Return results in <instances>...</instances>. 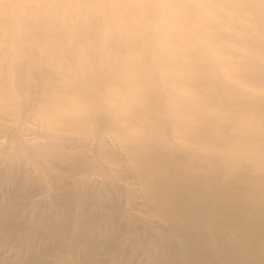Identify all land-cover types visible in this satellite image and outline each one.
I'll list each match as a JSON object with an SVG mask.
<instances>
[{
  "label": "rangeland",
  "instance_id": "obj_1",
  "mask_svg": "<svg viewBox=\"0 0 264 264\" xmlns=\"http://www.w3.org/2000/svg\"><path fill=\"white\" fill-rule=\"evenodd\" d=\"M2 1L11 8L22 0H0V4ZM125 1L126 7L137 0ZM147 1L157 4L156 8L168 4L167 0ZM186 1L189 5L195 3L194 9L185 13L189 22L200 17L214 20L209 14L215 8L224 12L210 0ZM232 1L218 2L226 12ZM115 6L106 0L100 12L114 11ZM35 9L32 4L18 6L20 16L26 19ZM71 9L74 12L76 6ZM64 10L62 18L72 21ZM238 17L242 27L235 29L249 31L251 41L256 43L252 53L238 43L236 30L225 27L224 17H217L222 33L211 32L210 36L202 31L189 37L184 30L174 31L165 25L153 47L167 45L172 54H185L187 59L182 65L172 64L183 75L197 66L205 83L214 77L242 92L243 100L229 103L231 115L243 117L239 110L248 104L251 111L247 116L253 120L254 115L264 117V27L253 25L258 24L257 19L252 25L246 24L253 17L244 11ZM67 40L69 34L65 31L53 43L58 47L59 61L25 57L18 85L8 88L13 69L0 71V76H8L2 78L8 90L0 100V264H264V171L256 165L248 169L233 161L234 153H229L235 143L247 140L244 123L222 115L196 122L185 114L183 123L192 129L188 143L198 141L199 146L187 156L164 155L166 150L185 145L172 135L168 112L173 109L177 88L167 82L169 75L156 80L151 77L154 89L138 83L151 93L152 109L145 120L131 113L124 95L123 104L112 99L110 83L97 87L96 80L105 79L103 70L89 72L95 88L87 89L84 82L88 75L80 71L70 77V63L66 67L69 83L65 86L72 96L70 112L62 115V110L51 116L43 111L37 116L39 93L25 106L19 92L23 94L25 89L21 88L32 82L36 90L50 91L48 74L51 77L55 63L63 67L68 55L79 60L83 45L77 44L76 52L71 53L64 47ZM244 41L248 47L252 45L247 35ZM93 54L89 64L99 56L112 58L100 45L95 46ZM229 55L247 66L240 71L239 79L249 75L252 64L262 70V86L255 90L246 81L233 80L229 69L222 66ZM32 64L38 71L35 75ZM212 90L204 84L195 88L193 98L196 93ZM257 91L261 93L255 99L253 93ZM181 101L188 102L200 116L207 112V105H198L188 95ZM252 122L264 129V121ZM216 133L219 136L215 143ZM198 148L213 149L214 153L208 156ZM150 158L157 159L153 180ZM249 174L252 181L244 185L239 178ZM210 181H220L223 192L208 209L210 196L202 197L197 191L211 188ZM204 199L202 206L200 200Z\"/></svg>",
  "mask_w": 264,
  "mask_h": 264
},
{
  "label": "bare ground",
  "instance_id": "obj_2",
  "mask_svg": "<svg viewBox=\"0 0 264 264\" xmlns=\"http://www.w3.org/2000/svg\"><path fill=\"white\" fill-rule=\"evenodd\" d=\"M105 1L22 0L13 7L10 6L11 8L6 7L9 6L7 1H2L0 4V36L3 37L0 39V54L2 55L0 57V71L7 72L10 68L13 69L9 78L8 88L14 83L16 85L20 84L25 68L23 65L25 57L31 58L34 56L39 61L52 57L56 58L54 61H59L58 47L53 43L59 40L61 32L65 33L67 31L69 40L64 43V47H67L66 50L74 53L76 52L77 44L81 43L83 45L81 51L83 54L82 56L79 54V60L76 61L73 56L68 55L66 61L64 58L63 67L55 63L51 68V71H54L51 72V77L50 73L48 74V78L50 79L48 85L51 92L36 90L37 87L34 82L27 83L21 88V90L25 89L23 94L19 92V96L26 101L25 106L34 101L33 97L36 92L39 93L40 104L37 107V116L42 115L43 111L44 113H51V116L62 110H64L62 115L70 112L72 96L70 90L65 88L69 83L68 73L66 72V67L69 63L72 65L70 77H76L80 71L88 75L84 82V87L86 88L87 86V89L93 90L95 88V80L89 77V72L94 69L103 70L105 79L103 82L96 80L97 87L110 83L112 86L110 89L113 95L112 99L119 102V104H123L125 101L131 113L133 111L139 118L142 116L145 120H148L146 117L150 116L152 109L150 105L151 93L145 92L141 85L145 86L146 83L149 85L148 89H154L151 77H154L156 80L158 76L168 77L169 75L167 82L175 84V88H177L173 93L176 96L172 99L173 109L168 112L173 127L172 135L174 139L182 140L185 145L176 149L166 150L164 155L187 156L190 153H194L195 149L199 146L198 141H194L193 144L188 143L190 141L188 137L191 135L192 129L188 123H183L185 114H189L191 119L196 122L204 117L215 119V116L222 115L220 117H234L241 120L248 130V135L245 136L247 138V140L245 139V143L241 140L239 143L231 146L232 150H229V153H234L232 157L233 161L241 162L248 169L250 166L256 165L264 171V129L257 127L252 122L256 121L261 124L264 121V117L254 115L253 120L249 119L247 113L251 111V108L247 109L248 104H245L239 110L243 113V117L231 115L229 103L236 99L243 100L245 95L240 91L231 89L226 84L219 83L214 77H209L211 81L205 83L199 77L200 69L197 66L183 75L181 69L173 67L172 64L175 63L177 66L182 65L187 59L185 54H172L167 45L166 48L153 47L156 41L159 40V35L165 25H169L174 31L184 30L189 37L201 34L202 31L210 36L211 32L222 33L218 27L219 21L217 17H224L225 27L236 30L238 43L249 53H252V48L256 43L251 41L249 31L246 32L235 28L242 27L240 25L241 18L238 16L244 11L253 17L251 20L248 19L246 24L250 23L252 25V20L257 19L258 24L253 25L262 29L264 27V0H233L229 3V8H226V12L225 7L218 2L219 0H216V2L210 0L209 2L212 4L223 8L224 12L222 13L218 8H215L209 14L214 20L200 17L195 22H189L190 19L188 20L187 15H185L186 12L194 9L195 3L189 5L186 0H167V5H159L158 8H156L157 4L148 3L147 0H137L129 3L126 7L125 3L127 1L125 0H109L112 5L116 4V9L114 11L100 12L101 5ZM20 4H24V7L25 5L32 4L37 9H35L34 14L30 18L26 19L20 16L18 12ZM74 6H76V11L72 12L71 8ZM163 9L167 10V13H162ZM63 10L68 13V17L73 18L72 21L62 18ZM8 21L9 23H7ZM75 26L80 28V30H77ZM57 28H59V32ZM141 33H143V36ZM244 35L249 37L252 43L251 48L244 41ZM240 36L243 40L240 39ZM104 41L107 42L106 45ZM99 45L104 53L108 52V55L112 57L111 60L99 56L93 64H89L94 58L93 49L95 46L99 48ZM33 62L38 64L36 61ZM80 64L84 65L82 69L79 68ZM222 66L225 69H229L233 80L246 81L255 90L262 86L263 81L260 74L262 70L256 65H250L249 75L242 79H239L242 77L240 71L247 68V66L239 59H236L234 55H229L226 63ZM32 68V73L34 75L37 74L38 71H36L34 64H32ZM154 69H157L156 74L153 73ZM7 77L6 74L0 76V100H4V94L8 90L2 84V78ZM78 77L80 78V75ZM138 83L141 85H138ZM204 84L212 86L213 90L211 92L203 91L196 93V99H194L193 92L195 88L201 87ZM257 92L253 93L255 99L261 93L260 91ZM123 95L124 101L122 99ZM184 95H188L193 101H197L198 105H207L206 114L200 116L198 112H193V108L188 102L181 101ZM100 96V93H97V97ZM199 102L203 104H199ZM81 104L85 106L83 102ZM218 136L219 134L216 133L213 137L215 143ZM200 150L202 154L208 156L214 153L213 149ZM236 151H239V157L236 156ZM156 160V158H150L149 161L151 180L155 179L153 163ZM240 179L243 180L244 185L252 181L250 174ZM210 184L213 185L211 188H203L197 191V195L200 194L202 197L210 196V201L206 203L208 209L211 208V203H213L211 201L214 198H218L219 193L223 192L220 181H210ZM162 186L165 187V183ZM215 188L216 190L214 191ZM248 192L251 193L250 191ZM205 200H200L202 206ZM62 207L64 210H67L65 205H62Z\"/></svg>",
  "mask_w": 264,
  "mask_h": 264
}]
</instances>
